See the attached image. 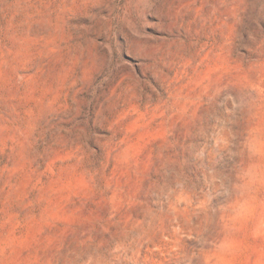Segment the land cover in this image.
<instances>
[{
	"label": "rangeland",
	"instance_id": "1",
	"mask_svg": "<svg viewBox=\"0 0 264 264\" xmlns=\"http://www.w3.org/2000/svg\"><path fill=\"white\" fill-rule=\"evenodd\" d=\"M253 139L264 0H0V264H257Z\"/></svg>",
	"mask_w": 264,
	"mask_h": 264
},
{
	"label": "clouds",
	"instance_id": "2",
	"mask_svg": "<svg viewBox=\"0 0 264 264\" xmlns=\"http://www.w3.org/2000/svg\"><path fill=\"white\" fill-rule=\"evenodd\" d=\"M249 148L253 153H258L264 151V142H260L256 139H253ZM253 177L256 178V172L253 170L249 173ZM214 179H218L223 181L227 179L226 177H214ZM236 219H247L250 217H256V223L252 229V235L254 238H264V204L258 205L252 199H243L234 208ZM228 245H224L227 247ZM257 264H264V253L257 259Z\"/></svg>",
	"mask_w": 264,
	"mask_h": 264
}]
</instances>
